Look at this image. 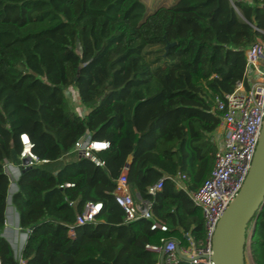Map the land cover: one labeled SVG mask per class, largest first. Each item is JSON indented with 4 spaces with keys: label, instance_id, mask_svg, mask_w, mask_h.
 Wrapping results in <instances>:
<instances>
[{
    "label": "trees",
    "instance_id": "trees-1",
    "mask_svg": "<svg viewBox=\"0 0 264 264\" xmlns=\"http://www.w3.org/2000/svg\"><path fill=\"white\" fill-rule=\"evenodd\" d=\"M260 30L264 0H176L152 12L143 0H0L1 264H18L1 235L10 188L3 165L19 162L22 133L47 160L21 168L11 194L19 227L29 230L23 264H160L161 250L150 246L162 237L179 247L189 244L185 233L203 239L200 207L167 176L183 174L196 189L209 175V134L220 124L214 96L243 78L245 50L264 39ZM69 87L83 115L71 108ZM85 134L109 142L96 153L104 163H59ZM125 168L166 230L125 221L113 195ZM87 201L101 210L73 225ZM252 222L251 258L264 264V203Z\"/></svg>",
    "mask_w": 264,
    "mask_h": 264
},
{
    "label": "built area",
    "instance_id": "built-area-1",
    "mask_svg": "<svg viewBox=\"0 0 264 264\" xmlns=\"http://www.w3.org/2000/svg\"><path fill=\"white\" fill-rule=\"evenodd\" d=\"M213 101V108L220 117L218 126L220 135L218 141L215 142L213 166L209 175L196 189H190L181 182L185 178L183 174L169 177L178 188L185 190L196 206L200 207L204 217V238L195 243L189 233H185L189 244L186 247H179L180 252L189 257V261L194 264H214L210 256L213 253L212 240L217 222L241 189L253 160L264 118V39L257 38L252 45L246 48L243 78L236 81L232 91L215 95ZM20 142L22 150L19 162L5 161L3 165L10 178V188L1 235L10 243L18 264H23L21 251L29 230H22L19 227L18 213L11 204V194L17 188L16 180L21 168L45 163L47 160L39 159L33 153V144L27 134L20 135ZM108 147L107 140H95L88 135H83L75 141L72 149L78 157H87L103 164L104 162L96 156V153ZM162 180L163 178L149 185L148 194L154 195L160 190ZM12 186L14 188H11ZM59 186L62 188L63 184ZM113 195L114 200L124 211L125 221L145 218L151 220V229H167L163 222L154 217L151 200L133 194L125 171H122L117 178ZM101 207L102 203L99 201H87L82 211L76 214L73 225L94 221ZM9 208L12 215H15L14 220H9L7 216ZM13 233L15 237H12ZM18 233L20 239L16 235ZM160 241L162 242L160 247L150 246L154 250H161L165 256L160 264H176L180 257L176 252L178 241L163 237Z\"/></svg>",
    "mask_w": 264,
    "mask_h": 264
},
{
    "label": "water",
    "instance_id": "water-1",
    "mask_svg": "<svg viewBox=\"0 0 264 264\" xmlns=\"http://www.w3.org/2000/svg\"><path fill=\"white\" fill-rule=\"evenodd\" d=\"M264 203V118L256 150L251 166L234 200L220 216L213 235L210 259L214 264H246L245 250L248 233V224L262 208ZM176 252L185 260L189 257L183 255L176 247ZM163 254L160 256L162 261Z\"/></svg>",
    "mask_w": 264,
    "mask_h": 264
},
{
    "label": "rangeland",
    "instance_id": "rangeland-1",
    "mask_svg": "<svg viewBox=\"0 0 264 264\" xmlns=\"http://www.w3.org/2000/svg\"><path fill=\"white\" fill-rule=\"evenodd\" d=\"M147 6L148 12H152L154 9L160 6H170L174 2V0H143ZM68 98V102L73 108L74 111L80 112V108L82 107L81 103H79V99H77V91L73 87H69L65 90ZM248 233L251 232V225L248 226ZM249 240H247V246L245 250V263L246 264H254L251 260L250 249L248 246Z\"/></svg>",
    "mask_w": 264,
    "mask_h": 264
},
{
    "label": "crops",
    "instance_id": "crops-1",
    "mask_svg": "<svg viewBox=\"0 0 264 264\" xmlns=\"http://www.w3.org/2000/svg\"><path fill=\"white\" fill-rule=\"evenodd\" d=\"M176 0H174V2H175ZM173 2V3H174ZM65 94H66V92H65ZM66 97H67V94H66ZM68 99V98H67ZM77 99H79V96H78V93H77ZM79 103H80V100H79ZM80 112H77L78 114H80V115H83L84 114V112H85V107H81L80 109ZM86 135V134H85ZM219 135H220V128L219 127H216L210 134H209V138H210V141L215 145V142H217L218 141V137H219ZM78 158V156H77V154H76V152L74 151V149H71L69 152H67V153H65L60 159H59V163L61 162H67V161H70V160H73V159H77ZM130 160H131V157H128L127 158V162H130ZM55 166H58V164H55ZM126 169L127 168H125L123 171H125V173H126ZM178 175H180V174H177L176 176H178ZM167 177H171V176H167ZM181 182L186 186V184L184 183V180H181ZM187 187V186H186ZM133 194L135 195V196H138L139 194H138V192H137V190L134 188L133 189ZM7 216H8V218H9V220H11V219H15V215H12V211H11V209L9 208L8 209V211H7ZM18 237H19V239H20V234L18 233V234H16ZM12 237H15V233H13V235H12ZM251 260H252V258H251Z\"/></svg>",
    "mask_w": 264,
    "mask_h": 264
},
{
    "label": "bare ground",
    "instance_id": "bare-ground-1",
    "mask_svg": "<svg viewBox=\"0 0 264 264\" xmlns=\"http://www.w3.org/2000/svg\"><path fill=\"white\" fill-rule=\"evenodd\" d=\"M11 188H14V186H12Z\"/></svg>",
    "mask_w": 264,
    "mask_h": 264
}]
</instances>
